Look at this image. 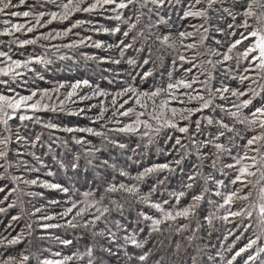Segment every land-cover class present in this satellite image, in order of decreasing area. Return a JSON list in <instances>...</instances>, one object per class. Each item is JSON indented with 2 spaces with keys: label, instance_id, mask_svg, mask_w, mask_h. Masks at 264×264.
<instances>
[{
  "label": "snow or ice",
  "instance_id": "1",
  "mask_svg": "<svg viewBox=\"0 0 264 264\" xmlns=\"http://www.w3.org/2000/svg\"><path fill=\"white\" fill-rule=\"evenodd\" d=\"M0 264H264V0H0Z\"/></svg>",
  "mask_w": 264,
  "mask_h": 264
},
{
  "label": "rangeland",
  "instance_id": "2",
  "mask_svg": "<svg viewBox=\"0 0 264 264\" xmlns=\"http://www.w3.org/2000/svg\"><path fill=\"white\" fill-rule=\"evenodd\" d=\"M117 68H119L120 66H115ZM126 67V66H125ZM54 74L57 77H64V78H70L73 75H76V71L75 69H72L70 67L65 66L64 64H61V66L59 67H54ZM66 119H71V120H75V117H68ZM38 191H44L46 192L48 195H53V193L49 192V190L46 189H38ZM39 199V198H38Z\"/></svg>",
  "mask_w": 264,
  "mask_h": 264
}]
</instances>
